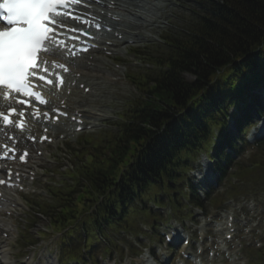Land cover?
Listing matches in <instances>:
<instances>
[{
  "label": "trees",
  "instance_id": "16d2710c",
  "mask_svg": "<svg viewBox=\"0 0 264 264\" xmlns=\"http://www.w3.org/2000/svg\"><path fill=\"white\" fill-rule=\"evenodd\" d=\"M221 1L222 5L197 0L204 16H195L188 35L170 42L155 63L151 82L138 77L143 98L133 102L118 132L82 162L84 181L61 197V213L52 211L54 228L82 219L100 190H110L116 199L109 206L110 215L117 210L126 214L132 209L128 197L165 186L182 168L175 151L178 143H186L184 149L193 142L208 145L215 129L223 127L219 116H226L241 100L248 84L264 82V0ZM184 74L194 80H186ZM185 110L190 117L169 125L175 112ZM156 130L161 133L155 135ZM107 223L113 226L110 218Z\"/></svg>",
  "mask_w": 264,
  "mask_h": 264
},
{
  "label": "rangeland",
  "instance_id": "374dc122",
  "mask_svg": "<svg viewBox=\"0 0 264 264\" xmlns=\"http://www.w3.org/2000/svg\"><path fill=\"white\" fill-rule=\"evenodd\" d=\"M160 5L162 7L163 16L161 19H159L158 23L155 25L154 30L152 31L153 32L152 36L154 38V39L151 38L152 42L154 40L157 41L159 37L162 35L161 31L163 29H169L171 24L174 25L173 27L179 28L182 25V18L184 14L182 11L183 7L184 6L188 7L187 0H162L160 1ZM122 47H124L125 49L123 50L124 53L120 59H122L123 63L128 65L130 69L133 67H136L137 66L135 63L136 59L129 56V54L127 53L130 47L126 45H123ZM119 60L117 61L118 63H120ZM107 64H108V68L111 71H114V74L106 73L107 75L110 76V78L107 77L106 80H102L101 94L98 91L99 92L98 94L100 96L92 98V100L89 102L91 109H96L100 111V113L98 112L97 113L100 116L105 117V118L103 117V122L105 120L103 127L100 128L103 130L109 128L107 123L115 121L117 119L116 116L119 113H122L123 110H125L126 103L129 100H131L133 96L136 94V91L134 90V88L125 79V76H126V73H128V70L126 72V71H119L115 69V64L113 62H110V59L108 60ZM131 72H135V70H131ZM86 106H87V102H86ZM248 136H251V133ZM76 139L75 137H73V135H70L68 137V140H70L68 142L69 146L72 145L73 147H75ZM253 151L255 150L253 149ZM57 157L59 158V162H60L59 165L60 167L63 168L61 169V171L63 172L70 164L71 157L70 155L67 156L65 152H59ZM200 163L203 166H205L206 164L205 156L201 158ZM201 176H204V174ZM56 180L59 181L60 179L56 178ZM253 180L255 181L254 183L256 187L255 189L259 187H263V188L260 191L254 190V192H252V194H257L258 196V206L253 207L251 205L250 206L251 209L249 211L254 213L256 216L262 217L263 212H264L262 208L264 209V205L260 204L261 205L260 206L259 200L264 203V193H262L264 192V169L259 172H254ZM241 194L246 195L245 192H242ZM30 233L35 234L36 238L40 240L39 246L35 249V252H36V258L34 259L35 263H37L40 260H43L44 258L48 259L49 257H51L50 255L54 256L56 254L57 237L54 234L49 232V224H48L47 219L43 218V216H41L39 219H36L34 221V224L31 226ZM42 233L45 235H41ZM24 234H21L20 232H18L17 237L12 238L11 236L12 239L10 241V245L12 249L11 257L15 259L16 261L18 260L20 262H23V256L26 255L31 250V248L30 249L25 248L26 243L25 241H23L24 238H22V235ZM128 239H130V237ZM97 248H98L97 252L103 251L102 248H101V251L99 250V245H97Z\"/></svg>",
  "mask_w": 264,
  "mask_h": 264
},
{
  "label": "bare ground",
  "instance_id": "6f19581e",
  "mask_svg": "<svg viewBox=\"0 0 264 264\" xmlns=\"http://www.w3.org/2000/svg\"><path fill=\"white\" fill-rule=\"evenodd\" d=\"M110 1H115L116 2V5H118L116 7V9L112 13L113 14H116L117 17H119V18L122 19V22H116V23H114L112 25V27L114 28L113 35L116 32L122 33L123 35H126V34H128L127 33L128 31H132L133 35H137V31L141 29L140 25H142V23H145L147 27H149L151 25L149 21H146V22L142 21V17L147 16V15H150L152 17V19H153L154 17H156V16L159 15V8H157L156 7V4H154L155 2H157V0H144L141 3H138L136 0H132L130 2L127 1V0H110ZM120 8H122V10ZM123 11L125 13H129V15L132 17V19H130L128 17H125V14H124ZM138 14H142V15L140 16V19L136 20L134 16L135 15H138ZM144 14H147V15H144ZM134 23L137 24V25H139V27L136 30L135 29H132ZM133 30H135V31H133ZM137 36H141L140 38H145L142 33H140ZM106 40H111V39L108 38ZM87 60H89V59H87ZM91 62H92V64L94 63V61H91ZM79 65H80V63H79ZM93 65H94L93 71L96 72V73H98V77L100 79L101 78L107 79L105 77L106 74H103L102 75V73L104 71V64L103 63L96 62ZM87 66L88 65L82 66V69L85 70L87 68ZM78 71H81V70H77V72ZM85 77H87V75H84L83 76V78H85ZM72 81L73 80H71V82ZM81 95H82V93H81ZM0 222L2 223L3 221H0ZM1 255H2V260H3L4 264H11L8 261L7 257H6L7 254H6V251L4 249L1 250Z\"/></svg>",
  "mask_w": 264,
  "mask_h": 264
}]
</instances>
